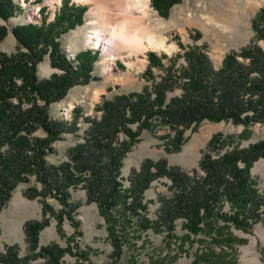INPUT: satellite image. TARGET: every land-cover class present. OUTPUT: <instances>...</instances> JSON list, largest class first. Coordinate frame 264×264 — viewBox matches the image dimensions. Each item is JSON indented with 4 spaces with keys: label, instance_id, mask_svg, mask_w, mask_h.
Returning <instances> with one entry per match:
<instances>
[{
    "label": "trees",
    "instance_id": "1",
    "mask_svg": "<svg viewBox=\"0 0 264 264\" xmlns=\"http://www.w3.org/2000/svg\"><path fill=\"white\" fill-rule=\"evenodd\" d=\"M179 1L151 0V4L167 16ZM85 10L64 0L51 21L44 17L39 24L13 26L15 51L0 50V211L17 185L30 184L32 179L24 195L42 204L40 219L24 224L25 255L19 254L17 244L9 245L0 253V264H62L65 254L73 253L70 241L81 234L76 218L81 202L72 198L76 189L84 190L87 203L97 205L106 223L113 263L120 260L125 246H135L151 229L165 232L168 241H178L180 248L197 243L195 264H239L238 247L247 240L234 230L250 232L254 224L264 222V189L250 173L253 164L264 159V139L242 146L240 139L215 133L196 168L185 170L165 159H145L139 169L130 170L128 186L121 169L143 130L167 128L169 144L176 151L186 140L185 132L205 119L246 127L264 123V48L258 44L264 40V7L254 17L250 42L227 52L217 68L204 44L187 49L179 44L184 53L170 56L149 51L143 73L149 84L103 100L99 117H85L88 126L81 141L69 148L67 159L49 163L46 157L53 151L52 143L64 133L77 131L82 116V109L74 107L71 120L52 119L49 105L61 101L73 86L97 79L92 71L98 51L78 52L77 68H73L61 50L62 35L83 22ZM20 12L17 1L0 0L3 20ZM8 31L0 25V42ZM193 38L199 39L200 32ZM46 55L59 72L40 78L37 65ZM180 56L183 63L178 62ZM176 89L180 92L170 95ZM39 129L44 136L36 134ZM247 135L245 129L239 138ZM161 178L169 180V194H158L151 217L149 203L154 200H146L144 192ZM49 198L56 199L60 208L54 209ZM51 219L61 234L65 220L74 228L67 246L40 244V233ZM178 220L185 230L181 237L175 232Z\"/></svg>",
    "mask_w": 264,
    "mask_h": 264
},
{
    "label": "rangeland",
    "instance_id": "2",
    "mask_svg": "<svg viewBox=\"0 0 264 264\" xmlns=\"http://www.w3.org/2000/svg\"><path fill=\"white\" fill-rule=\"evenodd\" d=\"M15 1L21 5L22 12L7 21L0 17V25H6L9 29L0 42V50L7 54L13 53L17 44L11 32L13 26L26 22L39 24L44 17L51 21L55 11L64 2V0ZM67 1L84 6L86 10L82 17L83 22L61 37L63 57L73 68H77L75 57L78 52L98 51L99 59L92 71L97 79L73 86L61 101L49 105L48 112L52 119L71 120L74 107L82 109V116L78 117L77 122L78 130L64 133L61 139L52 143L53 151L46 157L49 163H59L67 159L69 148L81 141L83 131L88 126L85 117H99L101 112L98 109L103 100L111 99L120 93L140 91L146 83L149 84L143 76L148 65L149 51L170 56L184 53L188 46L204 44L214 67L217 68L227 52L239 50L250 42L254 35L252 27L254 17L259 9L264 7V0H180L168 9L167 16H162L152 6L151 0ZM127 12H131L139 20L140 27L144 28L146 25L148 32L164 41L166 48L152 49L146 46L142 51H134L121 45L118 39H114L113 43L109 41L106 47L92 46L91 41L88 43V36H94L96 32L113 38L112 34L121 27L124 14ZM196 31L200 32L199 39L193 38ZM179 44L184 45L186 49ZM258 44L264 48V40H259ZM110 57L113 63L106 67L107 59ZM183 61V57L180 56L178 62ZM54 72L59 70L51 66L46 55L37 65V74L40 78H48ZM155 72L160 73L159 69ZM179 92L180 90L176 89L170 95ZM245 129L247 137L239 138ZM218 132L231 136V139L237 142L240 139V144L247 146L264 139V123L256 122L246 127L231 121L205 119L185 132L186 140L176 151L169 144L167 128L143 130L123 160L121 175L124 177L125 186L129 184L126 178L130 170L139 169L145 159H165L168 164L185 170L196 168L209 139ZM36 134L44 136L41 129ZM170 135L172 136V133ZM250 173L257 186L264 189V159L256 161ZM169 183L167 178H161L154 181L144 192L146 200H154L153 203H149V216L155 215L158 194H169L167 188ZM30 184H33V179ZM30 184H18L10 200L0 211V253L13 244L19 246L21 256L26 253L24 224L29 220L40 219L42 207L38 199H29L24 195L26 187ZM72 198L81 202L76 214L81 234L70 241L73 253L65 254L62 264H195L193 261L197 243L192 245L186 243L180 248L178 241H168L165 232H155L151 229L136 240L135 246H125L120 260L113 263L110 258L112 246L107 237L106 223L97 205L86 202L83 189L74 190ZM48 201L54 209L60 208L56 199L49 198ZM62 231V234L58 232L56 221L51 219L50 224L40 233V244L55 242L62 247L67 246L69 239L75 234L68 220L63 222ZM175 232L179 237L184 234L181 220L177 221ZM234 233L247 240L238 247L239 264H264V222L254 224L250 232L234 230ZM79 255L87 256L88 260Z\"/></svg>",
    "mask_w": 264,
    "mask_h": 264
},
{
    "label": "bare ground",
    "instance_id": "3",
    "mask_svg": "<svg viewBox=\"0 0 264 264\" xmlns=\"http://www.w3.org/2000/svg\"><path fill=\"white\" fill-rule=\"evenodd\" d=\"M121 26H125V27H127V29L130 32H137L138 34H139L140 30L143 29V27L139 26V20L137 18H135L131 12H127L126 14H124ZM144 39L146 42H141L137 46L132 47L131 49L134 51H142L146 46L150 47L152 49H157V48L164 49V48H166L164 41L159 40L155 34H152L148 31L145 32V38ZM113 40H114V38L106 37V35L103 36V35L99 34L98 32H96L94 34V36H88V39H87L88 43H90V41H91L90 45H92V46H97V45L105 46V45H108L109 41L111 43H113ZM121 45H123V44L121 43ZM123 46H125V45H123ZM105 51H107V50H105ZM107 60H108V63H106V67L107 66L109 67L110 64L113 63L112 57L108 58Z\"/></svg>",
    "mask_w": 264,
    "mask_h": 264
},
{
    "label": "clouds",
    "instance_id": "4",
    "mask_svg": "<svg viewBox=\"0 0 264 264\" xmlns=\"http://www.w3.org/2000/svg\"><path fill=\"white\" fill-rule=\"evenodd\" d=\"M146 31V25L142 30H140L139 34L137 32H130L127 27L121 26L114 34H112V36L114 39H119L123 45L127 46L128 48H132L141 42H146L144 39Z\"/></svg>",
    "mask_w": 264,
    "mask_h": 264
}]
</instances>
